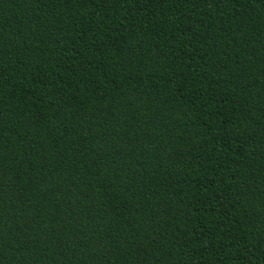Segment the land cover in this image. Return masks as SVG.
<instances>
[{
  "label": "trees",
  "instance_id": "trees-1",
  "mask_svg": "<svg viewBox=\"0 0 264 264\" xmlns=\"http://www.w3.org/2000/svg\"><path fill=\"white\" fill-rule=\"evenodd\" d=\"M0 264H264V0H0Z\"/></svg>",
  "mask_w": 264,
  "mask_h": 264
}]
</instances>
